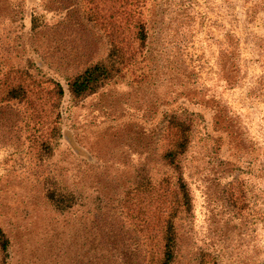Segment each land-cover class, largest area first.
Returning a JSON list of instances; mask_svg holds the SVG:
<instances>
[{"label":"rangeland","instance_id":"374dc122","mask_svg":"<svg viewBox=\"0 0 264 264\" xmlns=\"http://www.w3.org/2000/svg\"><path fill=\"white\" fill-rule=\"evenodd\" d=\"M96 64L114 77L72 98ZM17 84L29 101L7 103ZM173 117L187 199L163 160ZM167 205L173 264H264V0H0L6 263L154 264Z\"/></svg>","mask_w":264,"mask_h":264},{"label":"trees","instance_id":"16d2710c","mask_svg":"<svg viewBox=\"0 0 264 264\" xmlns=\"http://www.w3.org/2000/svg\"><path fill=\"white\" fill-rule=\"evenodd\" d=\"M137 39L140 46H144L147 40V33L145 32V24H138ZM114 67L104 64H96L85 69L81 74L73 77L68 81V92L74 99H81L90 94H94L106 82L114 77ZM29 91L21 84L9 85L4 93V101L10 102H28ZM55 94L62 97L64 94L63 88L56 84ZM169 141L167 149L163 153L164 162L174 171L177 175L176 189L183 198L187 199L185 186L181 178V165L180 157L185 153L189 144V131L190 126L187 121L171 118L168 120ZM173 194V193H172ZM48 198L58 209H64L61 204L63 200L55 197L53 192L48 194ZM74 198L68 194V209L71 207ZM187 203V202H186ZM168 217L162 223V242L161 255L154 264H173L175 260V251L177 246V235L175 227L172 223V218L175 217V210L172 206L167 205ZM9 240L5 237L0 229V251L3 254L4 260L2 264H7Z\"/></svg>","mask_w":264,"mask_h":264}]
</instances>
